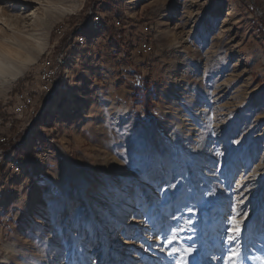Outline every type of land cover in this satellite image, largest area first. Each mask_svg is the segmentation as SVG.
I'll return each mask as SVG.
<instances>
[{"label":"rangeland","instance_id":"1","mask_svg":"<svg viewBox=\"0 0 264 264\" xmlns=\"http://www.w3.org/2000/svg\"><path fill=\"white\" fill-rule=\"evenodd\" d=\"M27 1L7 7L18 14ZM112 1L122 20L102 2L94 16L125 33L129 58L102 47L108 35L93 19L79 33L97 0H65L73 10L47 13L33 31L47 39L43 53L0 93V133L29 151L3 199L13 217L0 230V264H81L78 250L92 264H176L157 238L178 228L188 230L169 247H192L186 264H223L213 257L233 204L249 213L236 245L244 264H262L264 39L254 11L264 0ZM37 3L24 31L42 15ZM140 39L151 53L135 54ZM140 81L149 88L136 102Z\"/></svg>","mask_w":264,"mask_h":264},{"label":"bare ground","instance_id":"2","mask_svg":"<svg viewBox=\"0 0 264 264\" xmlns=\"http://www.w3.org/2000/svg\"><path fill=\"white\" fill-rule=\"evenodd\" d=\"M0 1L5 3L7 8H1L2 11L0 12V93H2L7 89V86L19 78L29 65H32L37 61L39 55H41L46 48L47 39L40 37L38 35L39 33L33 32L37 27H40V25L42 26L44 23H47V21H45L46 16L44 17V15L47 13H53L54 11L63 14L73 10V8L66 7L65 0H28L31 2L28 3L27 1L26 3H23V12L17 14L13 13V7L11 9L7 7L10 5L9 2L13 0ZM36 2H38L37 4L42 10V15L35 14V12L32 13L31 19L33 20H30L31 22H29V24L33 29L32 31H24L21 24L26 23V18L28 17L24 15L27 12H24ZM130 2L132 1L128 0L129 4ZM174 68L175 67H173V69ZM175 72V78L181 75L180 69ZM70 92H73V90ZM86 111L87 110L84 108L82 112ZM206 150L207 148L205 151ZM219 243V239H215V244L218 245ZM3 248L6 252H9L12 249V244L7 242L4 244ZM215 264L218 263L215 262Z\"/></svg>","mask_w":264,"mask_h":264},{"label":"snow or ice","instance_id":"3","mask_svg":"<svg viewBox=\"0 0 264 264\" xmlns=\"http://www.w3.org/2000/svg\"><path fill=\"white\" fill-rule=\"evenodd\" d=\"M222 153H218L221 155ZM166 187H175V185H166ZM160 191H165L166 189H159ZM238 203H244V200H240ZM189 212H192V209H188ZM232 215L228 219V224L226 225L227 236L222 241L223 249L222 254L218 257H213V259L222 260L223 264H244V261L250 259L242 254V251L236 245L240 244V237L242 233V225L247 219L249 213L248 211H243L241 213L237 210V204L232 205ZM187 224L191 225L192 220L188 219ZM187 228H178L171 229L169 234L166 237H158V240H161L165 248H167V255L173 257L179 255V259L176 261V264H186L187 256L193 251L192 247H184L182 250L174 247H169L172 245L173 241L177 239L178 233L182 231H187ZM74 229H70V232ZM85 231L89 236L93 235L94 227L92 225H85ZM183 240H192V236L182 237ZM165 248H161V251H164ZM79 251V258L81 264H92L91 258L84 255L83 250ZM226 253V254H225ZM261 259L262 264H264V256L258 257Z\"/></svg>","mask_w":264,"mask_h":264},{"label":"built area","instance_id":"4","mask_svg":"<svg viewBox=\"0 0 264 264\" xmlns=\"http://www.w3.org/2000/svg\"><path fill=\"white\" fill-rule=\"evenodd\" d=\"M255 16L262 18L264 20V10L256 8L254 11ZM94 28L101 29L104 27L103 20L99 16H94ZM144 30H148L146 26L143 27ZM84 36L77 37V44L81 45L84 43ZM152 52V43L147 39H140L135 50L136 55H145ZM54 72L49 68L47 74L50 79ZM21 109V108H20ZM24 146L23 142L17 137V135L11 136L10 134L0 133V167L5 168L7 171L14 173H24L25 166L22 159L15 152L16 149L22 148ZM37 158L39 154L37 153Z\"/></svg>","mask_w":264,"mask_h":264},{"label":"trees","instance_id":"5","mask_svg":"<svg viewBox=\"0 0 264 264\" xmlns=\"http://www.w3.org/2000/svg\"><path fill=\"white\" fill-rule=\"evenodd\" d=\"M102 2V4L105 5V3L107 4L108 8L110 11H115L117 18L122 20L123 19V15L121 12L116 11V5L114 3V1L112 0H97V2L94 4V7L91 8L90 10V18L88 22H85L82 27L79 30V33H86V29L88 26V23L90 22V20L93 19V16L95 14L98 13L97 6L98 4H100ZM256 5H253V8ZM260 7V9L264 10V2L261 5H258ZM88 11V10H87ZM257 37H261L264 39V20L262 18H257ZM263 30V31H262ZM104 31L106 32V34L108 35V40L104 43L101 44L103 45L102 47L105 50L108 51H113L114 49H118L121 48L124 52H125V56H127L128 58L130 57V52L128 49H125V47H123V42L126 39V35L123 31H121L119 34L115 33L116 29L114 28V26L111 24L110 22V18H104ZM100 34H95L94 37L92 38L91 41H95L97 40V38L99 37ZM128 37V35H127ZM91 44H89V48H90ZM136 86H134L132 88V94L131 97L135 99L136 102H142V94L143 92H145L146 90H148L149 85L147 83H143L142 81H140L139 83L135 84ZM35 144V143H34Z\"/></svg>","mask_w":264,"mask_h":264},{"label":"crops","instance_id":"6","mask_svg":"<svg viewBox=\"0 0 264 264\" xmlns=\"http://www.w3.org/2000/svg\"><path fill=\"white\" fill-rule=\"evenodd\" d=\"M88 110H90V107L88 108ZM44 144V143H43ZM45 146V144H44ZM15 152L17 153V155H19L22 158H29V151L26 149H16ZM24 161V159H22ZM5 171H7L5 168L0 167V230L6 225L8 224L9 218L13 217V215L9 212H7V210H2L1 207H4L6 204V202H4L3 199H9L11 198V195L14 194L13 191V185L15 184L14 180L16 179H22V173H14L11 172L9 174H5ZM28 177L26 178V181L29 180ZM5 190V192L3 191ZM17 213V212H16ZM6 218V220H4V218Z\"/></svg>","mask_w":264,"mask_h":264}]
</instances>
